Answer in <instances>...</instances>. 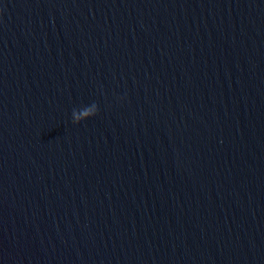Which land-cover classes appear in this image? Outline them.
I'll use <instances>...</instances> for the list:
<instances>
[{"label": "water", "instance_id": "95a60500", "mask_svg": "<svg viewBox=\"0 0 264 264\" xmlns=\"http://www.w3.org/2000/svg\"><path fill=\"white\" fill-rule=\"evenodd\" d=\"M0 264H264V0H0Z\"/></svg>", "mask_w": 264, "mask_h": 264}]
</instances>
